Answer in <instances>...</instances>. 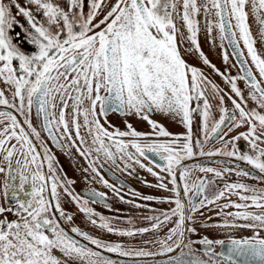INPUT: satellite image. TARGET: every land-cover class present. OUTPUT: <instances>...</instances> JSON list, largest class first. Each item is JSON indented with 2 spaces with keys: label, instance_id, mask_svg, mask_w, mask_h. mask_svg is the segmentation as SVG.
<instances>
[{
  "label": "snow or ice",
  "instance_id": "snow-or-ice-1",
  "mask_svg": "<svg viewBox=\"0 0 264 264\" xmlns=\"http://www.w3.org/2000/svg\"><path fill=\"white\" fill-rule=\"evenodd\" d=\"M201 31L213 45L219 41L224 71L201 50ZM186 54L222 77L228 91L190 65ZM0 85V173L4 197L14 202L0 206V264H117L109 254L167 256L166 264H264V0H0ZM111 113L135 116L151 131L127 121L121 130L108 119ZM153 113L178 119L186 132L169 133ZM197 117L202 138L193 130ZM239 128L246 130L230 136ZM240 140L247 151H240ZM216 141L220 148L205 150ZM48 142L66 156L75 149L87 163L83 171L124 203L134 201L124 200L125 186L111 169L146 170L157 180L149 186L170 193L158 200L170 207L145 217L147 227L115 226L119 217L89 206L109 208L107 194L76 193ZM197 156H223L246 167L186 163ZM105 165L115 184L102 175ZM193 172L206 175L192 181ZM233 175L235 181L225 179ZM62 202L75 204L89 224L111 235L135 239L162 226L167 232L145 241L158 244L157 252L125 247L79 226L65 228L74 217ZM203 209L223 220L199 219ZM197 227L251 235L212 240L199 237Z\"/></svg>",
  "mask_w": 264,
  "mask_h": 264
},
{
  "label": "flooded vegetation",
  "instance_id": "flooded-vegetation-1",
  "mask_svg": "<svg viewBox=\"0 0 264 264\" xmlns=\"http://www.w3.org/2000/svg\"><path fill=\"white\" fill-rule=\"evenodd\" d=\"M253 33H256V27L253 25ZM200 47L201 50L204 52V54L207 56V58L211 61L213 65L216 66L217 69H220L221 71L225 70V65L222 60V54L221 49L219 48V41L217 40L216 44L213 45L210 42V38L206 37L205 33L201 31L199 37ZM185 47H187V44H185ZM257 47L259 48L260 45L257 44ZM31 50V49H28ZM183 51V49H182ZM230 61L235 62V58L231 56V49H228ZM184 58L187 60V62L190 65H194L196 67H199L205 71L206 74L211 73V69L207 68L203 65L202 61L198 58L197 55L193 54H186ZM238 68H232L231 74L237 75ZM210 79L213 80L214 83L219 85L220 88L224 89L225 92L228 91V85L224 83L223 78L220 76L215 75L214 73H211ZM238 86L241 87L245 95H247V88L243 81L238 82ZM0 87H3V85H0ZM226 103L229 107H231L230 101L227 100V97H225ZM217 101H213V104L215 105ZM252 106L251 104L249 105ZM214 114L218 118V113L216 112V109L214 107L213 109ZM110 122L115 125L117 128H120L121 130L125 129V121L128 123H131L132 126L141 132H150L151 128L148 125L146 121H143L135 116H120L117 113H111L108 117ZM151 119L157 121L160 125H162L169 133H172L173 135L176 134H182L186 132V129L182 126V124L179 122L178 119H174L171 116H166L161 113H153L151 116ZM33 124L35 126H38V122L35 118V114H33ZM199 127V118L197 117L194 124H193V130L196 132L198 136H201L202 134L198 131ZM245 128H239L235 132L230 133V136H235L239 132L245 131ZM41 135L44 136V133L41 132ZM46 139V137H45ZM240 151H247L248 146L247 143L244 140H240L236 142ZM48 146L51 148L52 152L55 154L57 158V167L62 169L63 173H66L67 178L72 179L75 181V183L72 185V188L76 193H86L90 189H95L96 191L103 192L107 194V203L110 205L109 208H105L102 203L100 204H89L90 207L94 208L98 213L104 215L105 217L109 218H115L119 217L118 220H113V223L117 227L121 228H127V227H147L149 226V221L145 219L147 216L154 215L160 211L167 210L170 205L165 203H159L158 200L169 196L170 193H165L162 190H158L155 187H151L149 185H155L157 183L156 177L152 176L150 173H148L146 170L141 169L139 167L135 168V172L132 175H128L125 172H120L114 169H111L112 174L119 178V180L124 184V188L121 190V195L124 197V200H133L135 205H140V207L134 206V204L130 203H124L121 202L120 199L114 195L112 190L109 188H106L103 184L98 182L97 180H92L89 173H85L83 171V168L87 167L86 161L80 157L78 154H76L75 149L71 150V154L69 156L64 155L60 150L56 149L52 146L51 142H48ZM221 142L216 141L215 143H209L206 145L205 150L208 149H214V148H220ZM154 160H158V158H153ZM219 161H224V163H219ZM145 164H148L149 166H152L149 161H144ZM187 164L190 166L192 164L207 166V167H216L219 169H223L225 167H234L236 164H240L241 167H246V165L243 164V162L239 161H231L229 162V158L223 157V156H216V157H195L191 161H186ZM110 166L105 165V169L102 170V175L106 180L109 181L110 184H115L116 182L112 179V176L109 175ZM154 171H159V169L154 168ZM206 174H202L199 172H193L191 180L195 181L197 177L203 176ZM208 176H211V174H207ZM225 179H230L232 181H235L237 177L234 175L231 177H225ZM243 179V178H240ZM5 176L4 174L0 173V206H9L10 204H13L14 202L11 201L9 198L8 200L5 199L4 193H3V184H4ZM191 182V181H190ZM250 184H256L257 182L255 180H248L247 181ZM18 183V181H17ZM217 184H221L222 182L217 180ZM261 187H264V185H260ZM116 187L119 188L120 185L116 184ZM171 187V185H169ZM26 190H30L28 186H26ZM132 190L134 192H138L141 194V196H147L151 195L157 199L148 201V200H142L139 197H133L131 194ZM235 199V197H233ZM64 200L67 201L68 198L64 197ZM226 201H220V203H225ZM62 206L64 209L73 215V224H65V228H70L72 226H79L82 230L89 232V234L100 238L102 240L107 241H120L124 243L125 247H132V248H145L152 252L159 251V245L155 243H145V241H154L157 238H163L165 233L167 232V227L162 226V231L156 233L155 235L151 232L146 233L143 237H137L135 239L133 238H127V237H118L115 235L108 234L98 228H94L91 224L88 223V220L86 216L83 213H80L78 208L75 204L68 202L63 203ZM233 209H228V211H232ZM204 216L199 217L201 220H206L207 217H212L211 221H207L208 223H217L223 220L222 216H217L215 212L209 211L208 209H203ZM13 217L9 215V219H12ZM131 220L132 224L130 225L128 221ZM169 225L168 227H170ZM197 232L199 237L207 236L209 239L217 240V239H223L227 241L228 234L235 236L236 238H240L242 236H250L251 233L246 229H223V228H215V227H208V228H202L197 227ZM192 239H197V236H192ZM196 248H201L200 245H195ZM216 252L221 251V247L219 245H214ZM113 259L117 261V264H166V261L168 259L167 256H152V257H119L115 254H109Z\"/></svg>",
  "mask_w": 264,
  "mask_h": 264
}]
</instances>
